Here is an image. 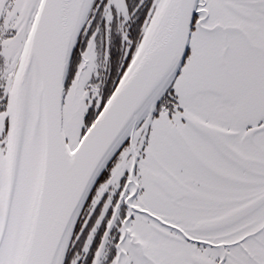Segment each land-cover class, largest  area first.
Returning <instances> with one entry per match:
<instances>
[{
    "label": "snow or ice",
    "instance_id": "obj_1",
    "mask_svg": "<svg viewBox=\"0 0 264 264\" xmlns=\"http://www.w3.org/2000/svg\"><path fill=\"white\" fill-rule=\"evenodd\" d=\"M0 264H264V0H0Z\"/></svg>",
    "mask_w": 264,
    "mask_h": 264
}]
</instances>
